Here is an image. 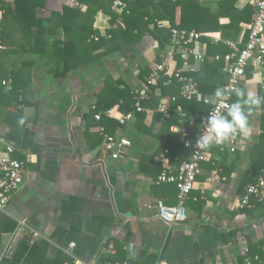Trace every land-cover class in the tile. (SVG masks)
Returning a JSON list of instances; mask_svg holds the SVG:
<instances>
[{
    "label": "crops",
    "instance_id": "crops-1",
    "mask_svg": "<svg viewBox=\"0 0 264 264\" xmlns=\"http://www.w3.org/2000/svg\"><path fill=\"white\" fill-rule=\"evenodd\" d=\"M220 1L202 0L200 6L215 11ZM63 6L58 0H46L47 8L38 12V17L61 13ZM234 7L238 11L250 7L252 15L245 19L250 23H240V35L234 41L222 39L219 32L201 35L217 52L208 56L207 43L201 39L192 45L202 56L195 76L202 72L204 60L209 65L220 62L224 49L229 50L227 42H246L255 7L245 0H237ZM68 8L75 16L85 11L83 6ZM109 18L98 12L79 22L105 38L112 29ZM228 23L226 17L219 20L221 25ZM57 30V38L62 40L61 29ZM151 31L143 20L137 45L122 44L120 50L100 62H93V53L88 55L80 48L73 56L65 57L70 69L63 76H57L55 60L22 52L20 46L29 44L19 36L15 43L3 44L0 138L15 148L13 157L23 163L24 179L0 213V264H73V258L95 264H238V257L249 243L264 240V203L253 204L251 209L238 208L248 176L264 167V104L251 107L249 132L235 137L238 146L234 153L226 144L207 150L201 174L185 204L187 218L175 226H167L156 217V202L167 206L177 203L174 185L155 184L160 172L158 156L167 150L170 165L185 162L179 150L180 135L171 128H189V121L195 126L206 115L177 99L184 117L173 114L175 123L167 130L156 106L160 97L179 96V85L174 82L163 85L166 93L161 91L160 97V90L154 92L153 88L143 103L146 112L141 113V120L135 116L125 126L117 121L125 114L123 100H119L122 108L119 103L108 108L115 112L107 119L118 124L114 134L130 140L132 145L117 160L105 154L98 126L86 125L84 116L99 100L101 106L109 105L116 91L127 89L133 94L142 88L156 62L166 61L173 66V58L178 66L170 40L162 48ZM224 69L223 61L221 67H212L202 76L212 81L219 73L226 83ZM249 69L241 89L264 97V72ZM107 76L118 83L116 88H105ZM236 99L234 96L232 103ZM190 102L209 107L201 101ZM189 129L195 134V128ZM29 230L42 237L29 243ZM70 244H74L71 255L65 251Z\"/></svg>",
    "mask_w": 264,
    "mask_h": 264
},
{
    "label": "built area",
    "instance_id": "built-area-1",
    "mask_svg": "<svg viewBox=\"0 0 264 264\" xmlns=\"http://www.w3.org/2000/svg\"><path fill=\"white\" fill-rule=\"evenodd\" d=\"M14 0H0V19L5 14L8 6ZM132 0H114L110 6V22L115 17V27L122 24V15L127 12V2ZM255 7L254 20L249 27L248 38L246 42H227L229 53L225 55V73L228 77L223 89L226 96L220 102L213 105L209 103L208 97L202 96L193 75L197 72V62L201 61L202 56L192 49V45L199 42L201 34L194 31L185 32L175 28H169L166 22H157V28L168 27L170 32V43L173 54L181 61L180 66H176L173 58V66L166 61L156 62L150 74L145 78V85L134 91V104L132 110L126 114L117 117L118 124L121 126L130 123L136 114L146 112L143 103L150 98V88L155 87L159 80L163 81V85H170L172 82L179 85L180 93L178 97H160L156 106V112L163 119H170L173 114L184 117L181 107L177 104V99L187 102L201 101L209 106L208 114L202 118L197 125L194 126L193 121L188 122V127L195 128V134L190 132L189 128L172 127L171 130L178 133L182 137L184 148L190 150L191 155L188 161L178 166L170 165L166 156L167 150L161 152L158 156L160 164V172L155 179L156 185L171 184L177 188V203L174 206H167L162 201L155 203L156 217L167 226H175L183 223L187 218L186 201L189 199L191 192L194 190L197 178L201 174V166L206 160L207 150L195 148L196 140L206 131V121L209 114L214 110L220 114L227 113V106L231 104L234 95V89L239 88L244 81L246 69L249 67L257 68L264 72V0H245ZM68 7L81 8L82 6L74 0H70ZM119 24V25H117ZM94 40L97 37H92ZM3 44L0 42V51L3 50ZM219 58L216 57V60ZM175 64V65H174ZM175 105L171 108V105ZM93 119L100 122L103 117L110 118L114 115L115 110L107 109L103 112L96 111L92 108ZM98 134L103 137V149L105 154L112 160L119 159L124 152L131 147V141L106 132L103 126L98 127ZM224 144L228 146L230 153L237 150V140L235 138L226 141ZM15 148L0 138V213H3L10 198L20 190L24 179L23 163L13 157ZM204 192H201L203 195ZM204 198V197H203ZM252 201L264 203V167L260 169V176L255 182L248 184L244 189V194L239 200L238 208H253ZM29 243L39 239L42 236L35 231L29 230ZM74 244L68 245L65 249L66 253L72 254ZM264 250V248H263ZM110 253L113 252L109 246ZM248 248L242 250L244 256V264H253L258 261V257L252 259L249 257ZM73 264H95L93 262H85L73 258ZM123 264H140L138 262H124ZM155 264H167L166 262H157Z\"/></svg>",
    "mask_w": 264,
    "mask_h": 264
},
{
    "label": "trees",
    "instance_id": "trees-1",
    "mask_svg": "<svg viewBox=\"0 0 264 264\" xmlns=\"http://www.w3.org/2000/svg\"><path fill=\"white\" fill-rule=\"evenodd\" d=\"M79 5L85 7V11L78 16L74 15V10L63 6L61 13H51L49 18L38 17V12L46 7V0H14L13 3L7 7L5 14L2 16L0 24V42L4 45L12 43L15 39L21 38L28 42V47L20 46L22 52L29 53L31 55L39 56L46 61H54L57 67V76H63L69 69L68 61L66 58L73 56L80 48L86 50L88 55H92L93 62H100L103 58L117 52L123 45L135 46L141 40V22L146 20L152 31L150 35L158 41H161L162 48L164 44H167L171 38L169 29H158L157 22L165 21L168 23L169 28H175L185 32L194 31L201 35L208 33L219 32L222 39H228L231 41L237 40L240 35L241 29L240 23H250L247 18L252 15V9L250 7L245 8L243 11H238L234 5L237 0H221L217 10L212 11L200 6L202 0H132L127 2V12L122 15V24L114 29H111L105 38L99 36L97 31L91 28L85 27L84 24H80L81 18H90L96 15L98 12L106 13L110 15V6L114 0H74ZM226 17L229 23L226 25L219 24L220 18ZM247 17V18H246ZM115 17L112 18L111 24L115 23ZM54 28V29H53ZM61 29L63 39L57 38V29ZM53 29V31H52ZM249 31L246 33V40ZM97 37L94 40L92 37ZM55 37V38H54ZM90 42H87V39ZM7 39L9 40L8 42ZM202 42L207 43L208 56L215 54L217 48L213 50V47L209 44L206 38H201ZM105 48L103 53H95L97 50ZM225 48V47H224ZM229 53L227 48L224 49L221 54L220 62L214 65L207 64L206 60L203 61L202 72L196 76L193 75L197 87L202 95H211L216 88H223L225 83L222 82V74L218 73V77L212 81L207 80L202 76L203 72H208L210 68L219 66L221 67L224 61V57ZM66 57V58H65ZM159 62V61H158ZM178 66L181 65V61H178ZM249 68L246 69V76L250 74ZM62 71V72H61ZM146 73V71L144 72ZM148 75V74H147ZM1 79V78H0ZM105 88H116V82L107 76L105 78ZM163 81L159 80L154 88L159 89L160 97L161 91L166 93L163 87ZM173 87V86H172ZM242 85L239 87L241 89ZM0 90L2 86L0 83ZM235 94L232 97V101ZM113 98V97H112ZM114 102L101 106V100L94 106L96 111L103 112L113 106L115 103H119V100H123L125 114L132 110L134 104V96L125 89L124 91H116ZM112 100V101H113ZM232 103V102H231ZM120 104V108L122 103ZM188 108H196L200 110L202 115H207L209 107H202L203 105L195 102H187ZM206 108V109H205ZM93 111H89L84 116L86 125H96L98 127L103 126L106 132L114 134L118 124L115 121L108 120L103 117L100 122L93 120ZM138 121L141 120L143 114L139 113L135 115ZM172 118V117H171ZM163 120L167 130L174 124V119ZM175 118V117H174ZM88 123V124H87ZM125 126V125H124ZM181 138V139H180ZM178 140H182V137H178ZM179 150L184 157V161L189 160L191 155L190 150L184 148L183 144L179 146ZM187 151L189 153H187ZM255 160V159H254ZM260 176V172L251 173L248 176L246 185L255 182ZM244 194V192H243ZM242 194V196H243ZM241 196V197H242ZM240 197V199H241ZM239 199V200H240ZM252 204L259 205L256 201H252ZM264 240L257 243H249V257L254 259L258 257V261H254L253 264H264ZM238 264H244V256H239L237 259Z\"/></svg>",
    "mask_w": 264,
    "mask_h": 264
},
{
    "label": "clouds",
    "instance_id": "clouds-1",
    "mask_svg": "<svg viewBox=\"0 0 264 264\" xmlns=\"http://www.w3.org/2000/svg\"><path fill=\"white\" fill-rule=\"evenodd\" d=\"M234 94L237 99L227 106L226 114H220L214 110L208 115L206 131L196 140L195 148L208 150L214 146L224 144L237 135L247 136L250 127L251 107L264 104V97L254 93H245L240 88L234 89ZM225 96L224 89L218 87L208 97V101L215 105Z\"/></svg>",
    "mask_w": 264,
    "mask_h": 264
},
{
    "label": "rangeland",
    "instance_id": "rangeland-1",
    "mask_svg": "<svg viewBox=\"0 0 264 264\" xmlns=\"http://www.w3.org/2000/svg\"><path fill=\"white\" fill-rule=\"evenodd\" d=\"M61 4H65L66 6L68 5V3H69V1L70 0H58ZM51 5H53V4H51L50 3V6L49 7H51ZM56 6V5H55ZM47 8V7H46ZM117 25H119V24H117ZM119 26H121V25H119ZM110 27L113 29L114 28V26L113 25H110ZM116 28V27H115Z\"/></svg>",
    "mask_w": 264,
    "mask_h": 264
},
{
    "label": "water",
    "instance_id": "water-1",
    "mask_svg": "<svg viewBox=\"0 0 264 264\" xmlns=\"http://www.w3.org/2000/svg\"><path fill=\"white\" fill-rule=\"evenodd\" d=\"M226 80H228V77H227V79ZM227 82V81H226Z\"/></svg>",
    "mask_w": 264,
    "mask_h": 264
}]
</instances>
